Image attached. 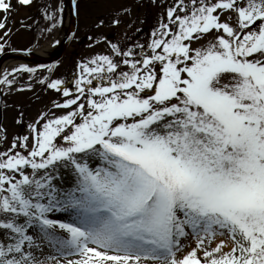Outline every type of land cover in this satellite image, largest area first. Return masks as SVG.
<instances>
[{"label": "snow or ice", "instance_id": "1", "mask_svg": "<svg viewBox=\"0 0 264 264\" xmlns=\"http://www.w3.org/2000/svg\"><path fill=\"white\" fill-rule=\"evenodd\" d=\"M152 2L149 38L109 42L71 86L0 71V97H62L0 150V264H264V0ZM63 11L42 9L46 31Z\"/></svg>", "mask_w": 264, "mask_h": 264}, {"label": "rangeland", "instance_id": "2", "mask_svg": "<svg viewBox=\"0 0 264 264\" xmlns=\"http://www.w3.org/2000/svg\"><path fill=\"white\" fill-rule=\"evenodd\" d=\"M93 1L94 0H82L80 2L81 16L85 7H87V11L89 10L90 13H96V6L92 4ZM111 1H114L116 3L117 0ZM12 4L14 6V10L11 12L10 15H8L6 21V28L11 29V32L9 33L10 41H8L9 37H5V40L8 41L6 48L8 46H11V48L16 49L34 48L53 40V38L58 34L59 30L61 29L64 18V12L67 8V0H33L32 4L29 6L19 5L17 4L16 0H13ZM57 4L62 5L64 9L62 14V23L52 31H46L49 26V22L44 18L42 9L45 6L49 5L51 7H55ZM4 15L5 14L3 12H0V18H3ZM40 21L41 24H39ZM90 26L91 22H85V20H83L81 17L80 23H78L76 38H82L83 31H89ZM36 30L38 31L37 33ZM3 33L4 30L0 29V36H2ZM88 47L89 43L81 48L75 47V49H77V52L80 50L78 54H75L76 50L69 46L62 58V61L59 62L58 66L52 72V75H62L63 73L61 72L64 71L67 65L70 66L69 69L71 70V68H74V65H76V63L74 62H77V60L82 61L86 58H89L88 56H85V58H83L82 55L84 53L90 55L91 51H97L96 48L89 49ZM85 48L87 49L85 50ZM100 53L107 54V52L105 51ZM46 71V69H43V71L40 72L41 74H39V76H46ZM27 76L28 74H23L21 77V81L27 82ZM39 76L37 78H39ZM73 76L69 77V80H72ZM58 99H62L59 93H54L52 90H44L43 86L39 85L38 83H36L33 89L30 91H17L6 94L4 98L5 120L3 123V127L7 129L8 139L3 142V147L0 148V150L9 147V142L12 140L13 137L17 135L27 134L26 125L33 119H35L41 110L50 107L51 101ZM20 112L23 113V119L22 123L19 126V123H17V119L19 118L18 113Z\"/></svg>", "mask_w": 264, "mask_h": 264}, {"label": "flooded vegetation", "instance_id": "3", "mask_svg": "<svg viewBox=\"0 0 264 264\" xmlns=\"http://www.w3.org/2000/svg\"><path fill=\"white\" fill-rule=\"evenodd\" d=\"M92 4L96 6L95 14L87 11V7L82 13V19L85 22L90 21L91 26L88 32L85 31L86 33L79 44L82 47L89 42V49L99 48L102 51L110 50L109 42L117 43L121 47L137 42L144 43L156 26L157 18L161 13V8L155 6L152 0H117L116 3L111 0H94ZM97 18H102L105 21L102 27H94L98 23ZM114 18L120 20L119 25L111 23ZM101 36L104 39L100 40ZM89 37L93 39L90 40ZM94 40H99V42L93 43ZM75 54L78 52L76 51ZM74 72L76 73V69ZM66 75L70 76L69 69L66 71ZM68 84L70 85V83Z\"/></svg>", "mask_w": 264, "mask_h": 264}, {"label": "water", "instance_id": "4", "mask_svg": "<svg viewBox=\"0 0 264 264\" xmlns=\"http://www.w3.org/2000/svg\"><path fill=\"white\" fill-rule=\"evenodd\" d=\"M78 1V0H77ZM69 8H70V17H71V22H70V27L66 33V36L64 38V41L60 47V50L58 53L53 57L48 60H43L39 59L35 56V54L30 51V50H9L5 52L1 57H0V69L2 66V63L4 62L5 59L10 57L11 55H19L22 56L28 60H30L32 63L36 65H48L52 63H56L58 60L61 59L63 56L67 46L69 45L70 41L72 40L75 31H76V25H77V16L76 12L73 11V5H72V0H69ZM4 120V114H3V97H0V125H2Z\"/></svg>", "mask_w": 264, "mask_h": 264}, {"label": "bare ground", "instance_id": "5", "mask_svg": "<svg viewBox=\"0 0 264 264\" xmlns=\"http://www.w3.org/2000/svg\"><path fill=\"white\" fill-rule=\"evenodd\" d=\"M69 21H70V15H69V8L67 6L64 12L63 25L59 30L56 38L52 41L44 43L39 47L33 48L36 57L47 59L53 57L55 54L58 53V51L60 50V42L63 40L64 35L68 29ZM57 40L59 41V43H54V41ZM21 63H26V61L20 56L17 55L11 56L5 60V62L2 65L1 71H3L4 69L10 70L11 68L18 66Z\"/></svg>", "mask_w": 264, "mask_h": 264}, {"label": "trees", "instance_id": "6", "mask_svg": "<svg viewBox=\"0 0 264 264\" xmlns=\"http://www.w3.org/2000/svg\"><path fill=\"white\" fill-rule=\"evenodd\" d=\"M13 1V0H12ZM45 5V4H44ZM44 5H43V7H44ZM39 24H41V21H40V23ZM9 41V40H8Z\"/></svg>", "mask_w": 264, "mask_h": 264}]
</instances>
